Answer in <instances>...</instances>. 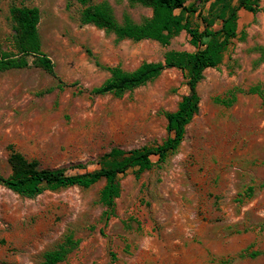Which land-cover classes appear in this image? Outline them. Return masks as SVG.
Here are the masks:
<instances>
[{
	"label": "rangeland",
	"instance_id": "1",
	"mask_svg": "<svg viewBox=\"0 0 264 264\" xmlns=\"http://www.w3.org/2000/svg\"><path fill=\"white\" fill-rule=\"evenodd\" d=\"M91 2L107 4L119 23L152 16L151 7L132 0ZM11 3L0 0V49L14 53ZM16 3L39 9L41 51L58 78L74 85L59 88L31 64L0 71V174L11 173V152L39 168L74 173L98 167L112 147L127 150L167 136L164 112L187 92L178 68L121 96L90 89L109 76L104 66L132 70L169 50L193 51L185 30L167 44L117 39L79 21V0ZM236 31L222 61L203 71L198 110L177 149L139 177L131 169L120 176L107 220L98 200L103 179L34 197L0 184V264H40L68 233L78 243L57 264H264V105L249 91L259 86L264 93V11L240 9ZM231 91L229 105L215 100L231 99Z\"/></svg>",
	"mask_w": 264,
	"mask_h": 264
},
{
	"label": "trees",
	"instance_id": "2",
	"mask_svg": "<svg viewBox=\"0 0 264 264\" xmlns=\"http://www.w3.org/2000/svg\"><path fill=\"white\" fill-rule=\"evenodd\" d=\"M79 1L84 4L79 12V21L103 28L113 33L117 39H153L167 44L172 36L185 30L189 35L190 44L195 47L193 51L169 50L165 52L162 60L143 61L132 70H124L119 66H104L109 76L101 84L90 89L93 94L111 93L121 96L124 92L154 79L166 68H178L185 79L187 92L181 96L174 110L164 112L167 136L160 143L127 150L112 147L99 156L98 167L74 173H67L63 167L39 168L35 161H28L20 153L11 152V173L6 176L0 174L1 185L25 197H34L44 189L73 185L86 188L103 179L104 185L99 191L98 200L105 206L107 220L114 211V199L120 192V176L131 169L134 175L139 177L155 163H163L167 156L177 149L183 139L185 126L198 110L199 95L196 86L203 77V71L216 67L222 61L231 40L237 36L238 11H264V7L258 5V0H193L189 3H186L187 0H132L151 7L152 16L139 23L129 19L119 23L107 4L92 3L91 0ZM195 1L200 2L202 6L194 4ZM176 10L178 12H175ZM9 11L13 21L15 52L0 49V71L31 64L53 76L59 88L74 85L66 84L58 78L52 60L41 51L37 32L39 9L12 0ZM194 17L202 24V28L192 21ZM217 22L218 26L215 27ZM261 59L264 60V52ZM249 91L258 93L264 105V93L259 86H254ZM230 93L231 99L217 97L215 100L229 105L234 98L232 91ZM153 155L156 156V162L151 160ZM77 243L78 240H75L72 234H66L61 242L43 253L40 264H57ZM249 254L255 255L256 252Z\"/></svg>",
	"mask_w": 264,
	"mask_h": 264
}]
</instances>
